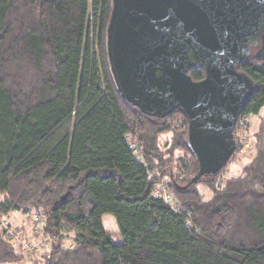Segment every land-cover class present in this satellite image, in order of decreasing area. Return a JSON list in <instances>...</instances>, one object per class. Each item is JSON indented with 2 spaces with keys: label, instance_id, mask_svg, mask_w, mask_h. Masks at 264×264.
<instances>
[{
  "label": "trees",
  "instance_id": "trees-1",
  "mask_svg": "<svg viewBox=\"0 0 264 264\" xmlns=\"http://www.w3.org/2000/svg\"><path fill=\"white\" fill-rule=\"evenodd\" d=\"M110 3L0 0V218L43 219L47 242L27 256L0 225V262L264 264V145L238 175L225 174L232 155L205 176L204 199L203 178L188 184L197 161L186 115H145L116 89L105 48ZM237 70L254 82L240 116L258 115L264 57L250 51ZM188 73L204 77L198 66ZM159 185L171 203L154 193ZM103 213L114 215L118 240Z\"/></svg>",
  "mask_w": 264,
  "mask_h": 264
},
{
  "label": "water",
  "instance_id": "water-1",
  "mask_svg": "<svg viewBox=\"0 0 264 264\" xmlns=\"http://www.w3.org/2000/svg\"><path fill=\"white\" fill-rule=\"evenodd\" d=\"M105 30L120 97L165 119L182 111L196 158L191 184L216 175L234 154V125L254 90L237 70L249 50L264 57V0H111ZM204 77L193 80L191 67Z\"/></svg>",
  "mask_w": 264,
  "mask_h": 264
},
{
  "label": "rangeland",
  "instance_id": "rangeland-1",
  "mask_svg": "<svg viewBox=\"0 0 264 264\" xmlns=\"http://www.w3.org/2000/svg\"><path fill=\"white\" fill-rule=\"evenodd\" d=\"M250 51L255 52L256 48L252 47ZM248 125L245 128L247 134V141L248 145H250L246 151L244 150L243 153L234 154L232 156L231 161L227 164L226 175H238L241 172V169L244 165L248 164L256 154V147L264 145V106L258 113V115H251L247 121ZM164 138V136H163ZM205 177V176H204ZM202 177L203 180L197 184V188L202 193V197L207 199L210 197L211 193L208 190L207 186L205 185V181L208 180L207 178L210 177ZM220 180V179H218ZM32 214H25L19 212H12L5 218H1L5 220V224L7 225V231L10 233L13 238L15 239V244L22 243L23 241L30 242L33 246H37L39 239L42 240L44 237L41 236L39 228L38 231L35 232V225L38 224L40 227L43 223H38V221L33 222L31 217ZM101 220L103 223L104 228L111 234L112 238L116 241L119 239V228L116 222V219L113 214L111 213H103L101 216ZM42 238V239H41ZM64 246H68L72 242V234L71 233H64L63 235ZM22 249V248H21ZM23 251V250H22ZM0 264H30L29 260L21 259L16 262H0Z\"/></svg>",
  "mask_w": 264,
  "mask_h": 264
},
{
  "label": "built area",
  "instance_id": "built-area-1",
  "mask_svg": "<svg viewBox=\"0 0 264 264\" xmlns=\"http://www.w3.org/2000/svg\"><path fill=\"white\" fill-rule=\"evenodd\" d=\"M250 116L251 114H245V115L239 116L238 120L236 121L234 125V137H235V142H236V148H235L234 154L238 155L240 153H243L244 150L246 151V149L250 146L248 145L249 143L247 141V134H246L247 132L245 129L248 125L247 121ZM131 146H135V144L131 143ZM164 188H165L164 185L156 186L154 188V193L158 196H162L166 202L171 203L172 202L171 197ZM35 221H38L39 224L43 223V219L36 217V216H35ZM5 222H6L5 220L0 218V225L6 229L7 225L5 224ZM34 227H35L34 231L37 232L39 228L38 224H36ZM46 243L47 242L45 240H39L38 245L33 246L30 242L23 241L21 243V248L27 256H32L36 254L40 248H44Z\"/></svg>",
  "mask_w": 264,
  "mask_h": 264
}]
</instances>
